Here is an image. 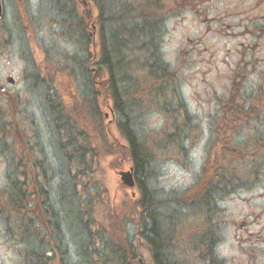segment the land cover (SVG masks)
Here are the masks:
<instances>
[{"label":"trees","instance_id":"16d2710c","mask_svg":"<svg viewBox=\"0 0 264 264\" xmlns=\"http://www.w3.org/2000/svg\"><path fill=\"white\" fill-rule=\"evenodd\" d=\"M41 1L39 15L44 13L42 7L46 9L53 22L60 25L62 39L76 47L75 55L67 54L58 45L45 49L47 66H55L57 72L65 71L74 79L82 102L80 108L84 106V119L91 118L101 134L105 126L101 103L105 100L112 105L118 130L128 146L127 157L133 163L139 194L130 198L132 212L137 215L134 234L129 231L126 235H117L112 227L101 224L96 207L105 188L96 176L99 168L90 136L79 127V132L74 133L72 120L61 116L63 108L56 105L53 110L48 106L46 117H54L55 124L49 121L54 124L51 128L55 133L57 156L55 172L42 175L43 185L48 187L56 173L59 181L52 188L55 197L46 191L41 193V204L47 221L50 220L49 231L38 233L30 228L23 232L25 236L21 239L27 248L21 254L24 264H55V261L59 264H140L142 246L150 251L154 264H187L188 249L182 242L186 230L196 226V217L200 216L207 219L205 231L208 232L214 204L206 202L204 189L201 196L189 204L187 189L169 192L160 187L161 156L175 157L176 153L179 157L185 156L183 143L192 125L190 115L184 117L183 126L177 122L176 112L186 106L184 108L176 71L162 52L168 20V13L162 9L163 0L139 2L137 10L131 0H86L93 2L99 11L95 21L100 30L98 51L94 49L91 17L82 15L79 0ZM26 11L29 12L28 8ZM41 28L46 30L47 27L42 24ZM4 39L0 37V45ZM22 41V52L29 56L24 49V38ZM28 72L32 84H39L40 67L31 65ZM51 97L54 101L47 104L59 103V98ZM149 105L175 117L169 134L152 136L149 133L145 121ZM170 149L172 154L169 155ZM216 182L219 186L220 177ZM226 191L223 185L217 187L216 198L223 197ZM208 235L203 232L198 235L199 246L210 244Z\"/></svg>","mask_w":264,"mask_h":264},{"label":"flooded vegetation","instance_id":"af4514ba","mask_svg":"<svg viewBox=\"0 0 264 264\" xmlns=\"http://www.w3.org/2000/svg\"><path fill=\"white\" fill-rule=\"evenodd\" d=\"M162 3L168 20H175L178 64L203 65L211 73L223 68L218 75L222 91L214 88L211 92L214 112L210 113L207 147L212 157L201 165V171L212 174L202 194L207 195L208 204H214V217L207 232V219L197 216L196 226L187 228L182 242L194 256L192 264H264V0ZM10 52L0 48V236L9 234L15 239L30 228L38 233L49 231L39 181L42 177L44 182L43 173L56 170L57 155L53 154L55 142L49 144L48 154L40 138L37 112L41 101L28 96L30 92L39 98L38 84H32L28 72L31 65L39 64L22 52L21 69L16 70ZM214 83L212 79L203 87ZM51 90L50 95L61 103L55 88ZM16 132L19 137H13ZM222 185L226 194L217 199L216 188ZM201 232L209 233L208 246H199ZM8 247L4 253L14 249Z\"/></svg>","mask_w":264,"mask_h":264},{"label":"rangeland","instance_id":"374dc122","mask_svg":"<svg viewBox=\"0 0 264 264\" xmlns=\"http://www.w3.org/2000/svg\"><path fill=\"white\" fill-rule=\"evenodd\" d=\"M148 2V0H131L134 6V10L139 9V2ZM24 7L21 6L19 0H4L6 9V20L3 22V26L9 29L8 32V45L12 48L13 58L16 60L15 69H21L19 64V55L22 54L24 38V49L29 56L34 57L37 64L40 67L41 80L38 84L39 98L28 93V96L35 101H41L40 110L37 112V123L40 128L41 141L44 144L48 154L50 153L49 144H53L52 137H55L54 130L51 126H54V117H51L52 123L46 118L45 111L48 106L54 108L56 104L48 103V101H54L50 95L51 88H55L57 91L61 103L59 106H63V117L71 119V124L74 128V133H78V127L83 133L84 130L90 136L91 147L94 152V158L98 165L99 171L96 176L102 181L105 188V193L101 200L98 202L96 216L101 224L105 223L106 227H112V230L117 235H126V232L134 234L136 230L134 215L131 209L130 198L137 197L139 191L136 187L129 188L125 186L120 177V173L123 171H129L132 168L133 163L127 157L126 147L127 143L120 135L117 126V120L115 114L111 112L112 105L107 104V101L101 103L102 116L104 117L103 123L104 131L101 134L98 127L94 124L91 118L84 119V106L80 101L79 96L76 94V86L73 78H70L65 71H56L55 66H47L45 49H49L51 46L58 45L61 50L70 55H75V45L69 43L68 40L62 39V35L59 32L60 25L50 18V15L46 12V9L42 7L43 14L40 13L41 0H22ZM80 7L82 15L91 17L90 23L95 24L97 14L99 11L97 7L90 1L87 3L84 0L77 1ZM28 8L29 12L26 11ZM23 11L26 13L24 14ZM19 16V17H18ZM18 17V18H17ZM175 20L169 19L166 23V33L163 38V55L170 67L176 71V76L179 79V88L182 94L184 108L183 111H178V125L183 126L185 123L184 117L191 116V127L189 128V135L186 137L183 145L185 149V156H180L176 153L175 157L160 158L161 172H160V187L162 186L169 192H181L187 189V201L193 203L197 199V195L202 192L205 186H207L212 174L208 171H201V165L204 164L206 158L212 157L210 150L207 147V142L210 137V113L214 112V107L211 103V92L216 88L219 92L222 91L218 86L219 74L223 73V68H219V71L213 73L208 72L207 68L203 65L192 66L190 68L183 67L184 65L178 64L177 57L179 40H176ZM42 24L47 27L43 30ZM35 27V34L32 33ZM39 30V31H38ZM37 31L39 33H37ZM95 50L98 51L100 43V30L92 31ZM57 40V42H53ZM39 43V44H38ZM9 56H5L3 59H9ZM206 73L203 77L201 74ZM214 79V84L210 88H204L203 85L211 83ZM216 79V80H215ZM82 90V87H80ZM172 95V94H169ZM148 114L146 118V125L149 128V133L154 135L169 134L172 131V125H174L175 117L172 114L164 113L161 110L153 109L154 105H149ZM33 106H30L29 110L32 111ZM54 110V109H53ZM65 112V114H63ZM184 119V120H183ZM184 121V122H183ZM75 124V126H74ZM186 124V123H185ZM193 127H195L193 129ZM50 128V132H49ZM193 129V130H192ZM22 130V127H21ZM105 135V137L103 136ZM13 137H19L17 132ZM19 140V138H17ZM120 148H123L122 151ZM21 148L19 147L18 151ZM49 149V150H48ZM169 155L172 154L171 149L168 150ZM179 152V151H178ZM53 154H56L54 149ZM122 164L119 162L121 158ZM208 162V159H207ZM206 162V166L209 163ZM55 172V171H54ZM53 172V173H54ZM42 177L39 181V186L43 187L40 191H46L51 196L55 197L54 190L59 177L53 176L51 183L48 187L43 185ZM5 187V184H4ZM33 195V191L30 192L29 197ZM92 200V195H91ZM37 204V200H36ZM115 207V208H114ZM41 209L45 211L44 206L41 204ZM25 234L19 233L16 238H12L9 234L0 236V244L3 246L0 249V264H24L22 258V252L25 251L26 243L22 241V237ZM68 240L69 237H68ZM8 246H13V250H8L4 253L5 248L10 249ZM72 246V245H71ZM73 249V247H72ZM141 254L143 264H154L150 251L146 246L141 247ZM185 258L187 264L194 262V256L191 252H186ZM55 264H59L55 261Z\"/></svg>","mask_w":264,"mask_h":264},{"label":"water","instance_id":"95a60500","mask_svg":"<svg viewBox=\"0 0 264 264\" xmlns=\"http://www.w3.org/2000/svg\"><path fill=\"white\" fill-rule=\"evenodd\" d=\"M2 17H3V5H2V0H0V19ZM121 179L124 185H126L129 188H134L136 185L133 169H131L128 172L121 173Z\"/></svg>","mask_w":264,"mask_h":264}]
</instances>
